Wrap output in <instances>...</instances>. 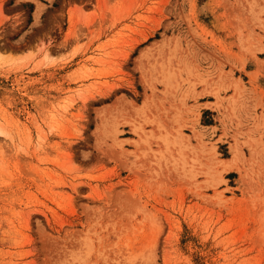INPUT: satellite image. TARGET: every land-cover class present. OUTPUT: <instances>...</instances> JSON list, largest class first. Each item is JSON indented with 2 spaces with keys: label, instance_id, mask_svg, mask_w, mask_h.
<instances>
[{
  "label": "rangeland",
  "instance_id": "374dc122",
  "mask_svg": "<svg viewBox=\"0 0 264 264\" xmlns=\"http://www.w3.org/2000/svg\"><path fill=\"white\" fill-rule=\"evenodd\" d=\"M0 264H264V0H0Z\"/></svg>",
  "mask_w": 264,
  "mask_h": 264
}]
</instances>
